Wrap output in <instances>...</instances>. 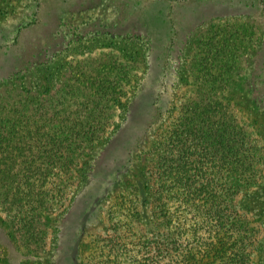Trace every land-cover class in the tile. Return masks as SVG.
<instances>
[{"label": "rangeland", "instance_id": "1", "mask_svg": "<svg viewBox=\"0 0 264 264\" xmlns=\"http://www.w3.org/2000/svg\"><path fill=\"white\" fill-rule=\"evenodd\" d=\"M213 85L232 87L227 100L264 138V0H0V120L93 116L83 103L121 92V105L103 110L104 137L82 158L74 193L56 222L42 226V242L13 234L0 211V264H89V247L99 248L89 235L128 185L143 213L139 232L151 231L143 162L154 103L165 111L159 129L190 92ZM240 199L264 223V178ZM190 218L194 231L204 230L194 211ZM128 246L142 251V264L168 262L157 263L155 243ZM255 264H264V227Z\"/></svg>", "mask_w": 264, "mask_h": 264}, {"label": "trees", "instance_id": "2", "mask_svg": "<svg viewBox=\"0 0 264 264\" xmlns=\"http://www.w3.org/2000/svg\"><path fill=\"white\" fill-rule=\"evenodd\" d=\"M231 88L190 92L159 129L165 111L154 103L157 117L143 162L150 217L144 223L152 230L139 232V198L133 185L124 186L108 199L118 208L110 206L105 223L89 235V243L99 245L89 247V264H142V251L128 246L142 243H155L157 263L168 260L162 264H255L264 223L239 202L264 178V138L252 118L227 100ZM120 94L115 88L104 102L83 103L82 110L97 111L93 116L0 120V211L13 234L42 242V226L56 222L74 193L82 158L104 137L110 119L103 110L120 106ZM167 110L175 111L174 104ZM193 211L206 222L204 230L197 229L202 233L190 227ZM189 229L195 235L182 239L180 233ZM143 252L148 257L150 251Z\"/></svg>", "mask_w": 264, "mask_h": 264}]
</instances>
